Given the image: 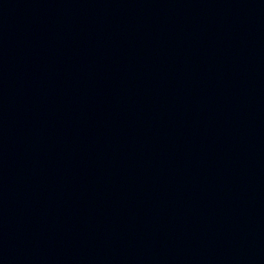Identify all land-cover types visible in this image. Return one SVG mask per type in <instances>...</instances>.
I'll use <instances>...</instances> for the list:
<instances>
[{"label": "water", "instance_id": "water-1", "mask_svg": "<svg viewBox=\"0 0 264 264\" xmlns=\"http://www.w3.org/2000/svg\"><path fill=\"white\" fill-rule=\"evenodd\" d=\"M0 264H264V0H0Z\"/></svg>", "mask_w": 264, "mask_h": 264}]
</instances>
